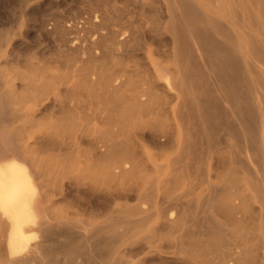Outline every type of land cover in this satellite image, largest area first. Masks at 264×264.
I'll use <instances>...</instances> for the list:
<instances>
[{"label":"bare ground","instance_id":"6f19581e","mask_svg":"<svg viewBox=\"0 0 264 264\" xmlns=\"http://www.w3.org/2000/svg\"><path fill=\"white\" fill-rule=\"evenodd\" d=\"M82 1L0 69V264H264V0Z\"/></svg>","mask_w":264,"mask_h":264},{"label":"rangeland","instance_id":"374dc122","mask_svg":"<svg viewBox=\"0 0 264 264\" xmlns=\"http://www.w3.org/2000/svg\"><path fill=\"white\" fill-rule=\"evenodd\" d=\"M17 0H0V14L6 18L18 17L21 15L17 7ZM82 0L71 1L69 5L64 4L47 5L44 8L35 10L29 14L31 24L25 26L16 21L0 27V31L7 32L11 42L0 52V69L13 74V60L18 62V69L24 71L27 65H38L46 68L49 74H60L64 70V56L57 49L52 28L53 19L58 14H63L67 18L80 21L88 16V7ZM22 36L20 37V35ZM46 73V74H47Z\"/></svg>","mask_w":264,"mask_h":264}]
</instances>
